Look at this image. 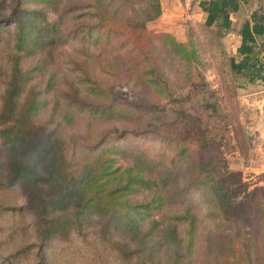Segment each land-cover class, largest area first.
Here are the masks:
<instances>
[{"label": "trees", "instance_id": "obj_1", "mask_svg": "<svg viewBox=\"0 0 264 264\" xmlns=\"http://www.w3.org/2000/svg\"><path fill=\"white\" fill-rule=\"evenodd\" d=\"M244 1L198 0V5L205 25L221 36L231 29V14ZM8 5V12L0 15V189L18 186L24 201L11 209L30 220L11 222L0 243L23 236L29 225L36 241L0 255V264H50L43 248L71 234H92L115 255L114 264H191L197 243L206 253L213 246L217 264H255L260 247L264 264V202H254L256 189L242 193L245 183L213 151L214 136L199 126L200 114L192 120L182 107L189 95H173L157 63L162 56L176 60L189 80L183 85H197L186 43L170 23L158 20L161 1L10 0ZM48 10L54 17H48ZM236 34L229 56L232 75L243 83L264 82V1L241 21ZM89 42L144 62L134 80L142 79L168 97L174 118L191 124L189 141L161 133L175 148L170 165L143 149H130L131 162L124 166L103 153L79 167L71 162L60 131L50 126L55 117L68 123L74 113L101 119L141 116L134 99L122 94L116 98L89 70L88 60L98 56L90 52ZM70 43V49L64 48ZM27 56L37 58L24 65ZM56 61L66 66L61 74L48 67ZM197 74V81L207 86L202 73ZM126 81L130 83L129 77ZM217 103L204 99L200 111L216 113ZM44 107L49 108V121L36 117ZM194 144L199 151L191 149ZM190 152L193 157L186 159ZM181 159L190 175L184 184L176 175ZM189 188L197 195L187 197ZM137 191L144 194L133 199L130 195ZM9 208L0 205V213ZM104 256L96 254L100 264L106 263Z\"/></svg>", "mask_w": 264, "mask_h": 264}, {"label": "rangeland", "instance_id": "obj_2", "mask_svg": "<svg viewBox=\"0 0 264 264\" xmlns=\"http://www.w3.org/2000/svg\"><path fill=\"white\" fill-rule=\"evenodd\" d=\"M9 1L0 0V15L8 12ZM160 1L162 11L158 20L171 24L176 37L186 43L187 50L193 59V65H195L191 73L197 85L193 83V85L185 86L183 84L189 80L181 63L176 60L174 62L166 56L157 60L168 77L173 95L179 97L189 95L182 107L187 108L186 111L190 113L192 120L200 116L201 129L207 130L210 135L214 136L211 143H214L216 147L213 151L217 153L219 151L234 176L239 177L241 182L245 183L242 193L246 194L256 189L257 198L254 202L263 203L264 121L262 103L264 102V82L243 83L242 80L232 75L229 68V56L234 53L238 41L236 31L241 21L251 11L247 15L238 12L233 17L231 16V29L220 36L212 27L205 25V13L200 9L198 0ZM260 1L264 0H246L244 5L247 7L256 2L254 6L256 8ZM28 5L39 4L29 3ZM47 15L49 18L54 17L51 10H48ZM71 45L70 43L64 48L70 49ZM87 45L90 52L98 54L95 60L92 58L88 60L89 70H93L99 81H104L105 85L111 88L114 93L112 95L116 98L119 99L118 94H122L134 99L133 101L139 105L141 116L136 119H101L92 118L87 113H74L75 115L68 123H59L55 117L50 122V126L60 131L59 134L64 139L68 157L73 165L79 167L84 161L99 153L113 157L116 165H128L131 162L130 149H143L152 157L163 161L165 165H170L175 155V148L161 133L189 141L193 137L191 124L174 118L168 97H162L154 87L142 79L134 80L139 67L144 62L142 63L138 58L123 51L107 50L99 44L90 42ZM75 54L78 55L76 52ZM100 56L105 73L100 64ZM36 58L37 56L23 57L22 63L24 65L33 64ZM48 67L54 68L57 74L66 70V66L59 64L58 61L55 64L51 63ZM198 71L202 73L207 86L197 81ZM39 76L44 79L46 73H39ZM128 77L129 84L126 81ZM1 90L0 79V92ZM202 99L210 101L217 99V112L208 110L201 112L199 105ZM36 117L49 121V108H42ZM196 123H198L197 119ZM191 149L195 152L199 151L195 144ZM191 157H193L192 152L186 159ZM1 162L2 157L0 156V170ZM184 162L185 160L182 159L176 162V175L181 184L188 183L190 180L189 169ZM143 194L142 191H137L130 196L133 199H139ZM196 195L195 188L187 190V197ZM23 201L24 197L18 186L0 189V205L10 207L0 213V238L5 235L6 227L11 222H29L30 219L26 213L20 217V215H15L11 209V206L17 207ZM167 205L174 206L175 204L167 203ZM35 241L31 225H29L23 236L20 235L13 240L0 243V255H4L23 242ZM204 249L197 243V250L194 252L191 264H217L213 246L208 249L207 253ZM209 250H211L210 253ZM42 251L50 264H82L85 261L100 264V257H96V254L100 252L105 255V264H114L115 259V255L113 257L108 254L109 249L106 244L92 234L86 236L71 234L68 239L51 240ZM35 257L34 253L30 256V261H33ZM261 257L262 250L259 247L258 254L254 256L255 264H262Z\"/></svg>", "mask_w": 264, "mask_h": 264}, {"label": "crops", "instance_id": "obj_3", "mask_svg": "<svg viewBox=\"0 0 264 264\" xmlns=\"http://www.w3.org/2000/svg\"><path fill=\"white\" fill-rule=\"evenodd\" d=\"M245 2V1H244ZM244 2H242V4H241V6H240V8H239V10L238 11H236V12H233L232 14H231V16L233 17V15L234 14H236V13H238V12H241L242 13V15H247L248 14V12L249 11H252L253 10V8H254V6L256 5V2L255 3H252L251 5H248L247 7H245V3ZM248 4V3H247ZM244 17V16H243Z\"/></svg>", "mask_w": 264, "mask_h": 264}, {"label": "water", "instance_id": "obj_4", "mask_svg": "<svg viewBox=\"0 0 264 264\" xmlns=\"http://www.w3.org/2000/svg\"><path fill=\"white\" fill-rule=\"evenodd\" d=\"M262 110H263V121H264V102L262 103Z\"/></svg>", "mask_w": 264, "mask_h": 264}]
</instances>
